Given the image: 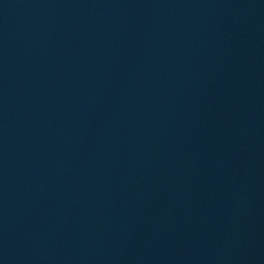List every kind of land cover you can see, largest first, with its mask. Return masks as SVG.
<instances>
[{"label":"water","instance_id":"1","mask_svg":"<svg viewBox=\"0 0 264 264\" xmlns=\"http://www.w3.org/2000/svg\"><path fill=\"white\" fill-rule=\"evenodd\" d=\"M0 264H264V0H0Z\"/></svg>","mask_w":264,"mask_h":264}]
</instances>
